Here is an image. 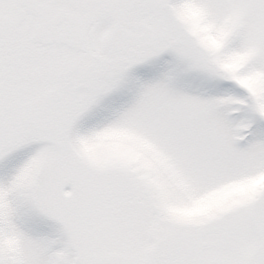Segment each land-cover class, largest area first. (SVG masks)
Returning <instances> with one entry per match:
<instances>
[{"label":"snow or ice","instance_id":"snow-or-ice-1","mask_svg":"<svg viewBox=\"0 0 264 264\" xmlns=\"http://www.w3.org/2000/svg\"><path fill=\"white\" fill-rule=\"evenodd\" d=\"M0 264H264V0H0Z\"/></svg>","mask_w":264,"mask_h":264}]
</instances>
